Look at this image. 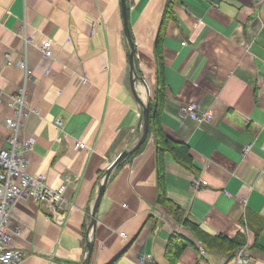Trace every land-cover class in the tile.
Wrapping results in <instances>:
<instances>
[{
	"label": "crops",
	"instance_id": "1",
	"mask_svg": "<svg viewBox=\"0 0 264 264\" xmlns=\"http://www.w3.org/2000/svg\"><path fill=\"white\" fill-rule=\"evenodd\" d=\"M127 5L134 88L122 0H0V147L11 135L5 120L15 119L11 98L25 89L30 111L21 138L34 139L24 150L28 172L45 174L50 188L68 187L56 213L18 200L10 230L22 236L14 234L12 246L26 254L22 264H85L88 243L89 264H171L170 239L180 235L191 245L176 264H235L241 248L251 264H264V0ZM160 35L162 129L189 146L196 172L169 152L160 165L148 133L141 151L112 170L92 227L107 170L141 139L138 99L157 104ZM49 40L51 57L41 49ZM190 102L211 111L212 121L185 116L181 107ZM78 142L84 148L75 149ZM196 180L206 184L196 189ZM240 236L244 245L230 250Z\"/></svg>",
	"mask_w": 264,
	"mask_h": 264
},
{
	"label": "built area",
	"instance_id": "2",
	"mask_svg": "<svg viewBox=\"0 0 264 264\" xmlns=\"http://www.w3.org/2000/svg\"><path fill=\"white\" fill-rule=\"evenodd\" d=\"M41 49L46 56L53 55L52 41L44 42ZM20 67L28 70V62L22 59ZM1 102V101H0ZM11 109L15 119L5 120V126L11 130L6 148L0 147V264H22L26 254L21 248L12 246L13 235L22 236L19 228L10 230V222L13 217V210L19 199L31 198L36 202L45 204L50 212L56 211L67 204V183L64 181L57 188L47 186L45 174H32L28 172V160L24 155V150L30 148L34 139L23 140L21 131L28 118L30 107L26 101L25 89H21L18 94L11 98ZM182 112L198 123L212 121L211 111H201L199 105L190 102L184 104ZM58 127H63L61 119L56 121ZM77 150L84 148V144L78 142ZM206 184L205 181H195L194 187L200 188ZM125 236L124 233L121 234ZM200 253L205 254V249L200 247ZM235 264H251L252 257L245 251V248L238 250L233 259ZM144 261V259L142 260Z\"/></svg>",
	"mask_w": 264,
	"mask_h": 264
},
{
	"label": "trees",
	"instance_id": "3",
	"mask_svg": "<svg viewBox=\"0 0 264 264\" xmlns=\"http://www.w3.org/2000/svg\"><path fill=\"white\" fill-rule=\"evenodd\" d=\"M172 16V10L170 5L166 10V16L164 18V25L165 20L167 21L169 17ZM164 29V27L162 28ZM163 44V35L158 37L155 49V56H156V63H157V76H158V88H157V104H154L152 101L150 102V129L149 135L151 133L154 134L156 145H157V154H158V162L159 164H163L162 155L166 152L173 154L175 160L181 164L183 167L191 170L192 172H196V167L192 162V158L190 155V148L188 145L180 142H176L171 138L165 136L164 131L162 129L161 120H160V112L163 107V103L166 96V84L164 81V74H165V60H164V53L162 49ZM149 137V136H148ZM144 146V145H143ZM142 146V147H143ZM142 147L132 153L128 159H131L133 156L137 155ZM163 181V175L160 173V184ZM161 203L165 204L164 199L162 198ZM259 232L257 233V237ZM229 249L234 251L240 248L242 245V236L238 237L235 241L228 242ZM191 243L184 238L183 236L174 235L170 239L168 254L172 260L171 264H176L178 258L182 255L184 250L189 247Z\"/></svg>",
	"mask_w": 264,
	"mask_h": 264
},
{
	"label": "water",
	"instance_id": "4",
	"mask_svg": "<svg viewBox=\"0 0 264 264\" xmlns=\"http://www.w3.org/2000/svg\"><path fill=\"white\" fill-rule=\"evenodd\" d=\"M122 15H123V19H124V28H125V34L126 37L128 39V42L130 44V53H129V60H130V71H131V86L132 88L135 87V82L137 80V72L135 69V61L134 58L136 56V51H135V47H134V41L131 37V32H130V26H129V17H128V5H127V0H122ZM139 104L143 107V115H142V120H141V124L143 123L142 126V136L141 139L139 140L138 144L131 150L129 151H125L122 154H120L116 160L114 162H112L111 166L109 167V169L106 172V176L104 179L103 184H101L100 187V191H99V195L96 201V204L94 206V210H93V219H92V227L95 226V217H96V212L98 210L100 201L103 197V194L106 190L107 187V183L110 177V174L112 172V170L119 165L120 163H122L129 155H131L133 152H135L145 141L146 138L148 136L149 133V127H150V103H144L141 100L138 99ZM140 124V126H141ZM93 244L92 243H88V256L87 259L85 261V264H89V258L92 255L93 252Z\"/></svg>",
	"mask_w": 264,
	"mask_h": 264
},
{
	"label": "rangeland",
	"instance_id": "5",
	"mask_svg": "<svg viewBox=\"0 0 264 264\" xmlns=\"http://www.w3.org/2000/svg\"><path fill=\"white\" fill-rule=\"evenodd\" d=\"M75 149H77L76 146H75ZM121 234H122V233H121ZM234 260H235V259H232V261H234Z\"/></svg>",
	"mask_w": 264,
	"mask_h": 264
},
{
	"label": "bare ground",
	"instance_id": "6",
	"mask_svg": "<svg viewBox=\"0 0 264 264\" xmlns=\"http://www.w3.org/2000/svg\"><path fill=\"white\" fill-rule=\"evenodd\" d=\"M52 50H53V47H52ZM138 78V77H137ZM144 84H146V83H144Z\"/></svg>",
	"mask_w": 264,
	"mask_h": 264
}]
</instances>
